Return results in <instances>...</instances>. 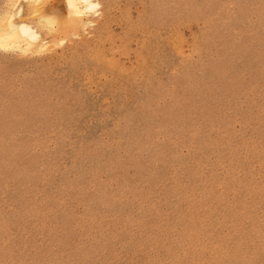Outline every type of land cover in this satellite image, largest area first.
Wrapping results in <instances>:
<instances>
[{"label":"rangeland","instance_id":"rangeland-1","mask_svg":"<svg viewBox=\"0 0 264 264\" xmlns=\"http://www.w3.org/2000/svg\"><path fill=\"white\" fill-rule=\"evenodd\" d=\"M8 1L0 264H264V0Z\"/></svg>","mask_w":264,"mask_h":264},{"label":"bare ground","instance_id":"bare-ground-1","mask_svg":"<svg viewBox=\"0 0 264 264\" xmlns=\"http://www.w3.org/2000/svg\"><path fill=\"white\" fill-rule=\"evenodd\" d=\"M66 1H67V7L70 9V14L71 16L73 15L74 17V18L72 17L74 19V22H77L75 20L81 21L82 16L89 15L90 13H92V11H94V9L98 6V4H100L98 0H66ZM10 2L12 4L14 3L12 1L6 2L5 8L3 12L0 14V46L10 47V48L31 49V50L32 49L34 50L35 48L37 49V47L41 42L40 40L41 35L39 32L40 29L37 30L30 22L26 21L24 17L25 14L23 13L24 7L20 2L15 5H12ZM28 5L31 7L32 13L36 14L37 10L39 9L38 1L28 0ZM28 13L30 12L28 11ZM41 18L42 16H39L38 21H41Z\"/></svg>","mask_w":264,"mask_h":264}]
</instances>
